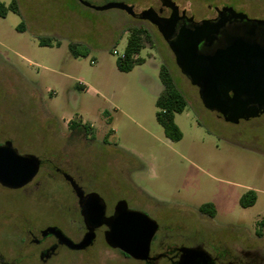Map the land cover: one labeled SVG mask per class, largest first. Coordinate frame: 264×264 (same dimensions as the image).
<instances>
[{
	"label": "rangeland",
	"instance_id": "obj_1",
	"mask_svg": "<svg viewBox=\"0 0 264 264\" xmlns=\"http://www.w3.org/2000/svg\"><path fill=\"white\" fill-rule=\"evenodd\" d=\"M9 6L12 0H0ZM19 13L0 17V143L13 140L22 154L43 161L28 187L0 186V259L11 264H145L111 249L104 230L86 251L61 247L46 263L41 231L57 227L78 243L85 229L78 199L60 168L86 193H98L113 213L120 200L159 224L153 255L172 264L176 249L202 246L223 264H264V114L239 124L207 110L199 90L181 73L157 28L124 11H98L80 0H16ZM94 6L123 2L136 13L161 6L159 0H83ZM201 20L215 7L233 6L264 16V0H173ZM23 24V28L20 25ZM133 28L143 29L145 63L131 72L117 67ZM39 38L53 47H42ZM59 42L60 47L56 45ZM77 46L75 57L69 45ZM166 66L188 105L175 122L183 133L169 140L156 119ZM84 125H88L87 132ZM257 192L256 204L240 197ZM213 203L215 217L199 208Z\"/></svg>",
	"mask_w": 264,
	"mask_h": 264
},
{
	"label": "water",
	"instance_id": "obj_2",
	"mask_svg": "<svg viewBox=\"0 0 264 264\" xmlns=\"http://www.w3.org/2000/svg\"><path fill=\"white\" fill-rule=\"evenodd\" d=\"M86 7L98 11L117 9L135 19L155 26L172 51L176 65L191 84L198 88L203 106L220 115L226 122L239 124L242 120L258 118L264 114V36L256 33V27L244 26L226 34V43L211 54H203V41H213L224 27L229 12L241 19L246 14L237 13L232 7L218 10L219 20L196 22L193 17L179 14V6L173 0H159L171 9L169 17H162L150 8L136 13L133 6L112 2L94 6L80 0ZM186 19L191 27L178 29L180 20ZM263 24V21H257ZM41 160L33 154H20L8 141L0 145V184L12 190L30 184L38 175ZM78 199L86 227L83 239L76 243L57 227H48L42 236H54L59 244L73 251H84L96 240V232L106 227L104 239L113 250H118L136 261L151 259L152 242L159 224L144 212L133 210L120 200L111 216H107L104 199L95 192L85 194L73 178L66 175ZM177 264H214L211 255L202 247H182Z\"/></svg>",
	"mask_w": 264,
	"mask_h": 264
},
{
	"label": "trees",
	"instance_id": "obj_3",
	"mask_svg": "<svg viewBox=\"0 0 264 264\" xmlns=\"http://www.w3.org/2000/svg\"><path fill=\"white\" fill-rule=\"evenodd\" d=\"M10 11L15 13L20 12L17 1L12 0L9 6H6L5 3L0 1V17L6 18ZM20 27L23 28V24H21ZM143 36V29H132L128 37V44L124 56L117 61V67L121 72H131L134 67L145 63V59L137 57L143 49ZM39 45L42 47H53L52 41L47 38H39ZM56 45L58 47L61 46L59 42H57ZM69 49L76 58L80 56L76 45L70 44ZM160 79L163 84V91L156 101V107L158 108L156 119L162 126L166 137L173 142H179L183 139V133L176 124L175 117L177 114H182L184 112L188 103L166 66L161 67ZM83 127L87 132L90 131L91 127L88 125H84ZM257 198L258 195L256 191L248 190L240 197L239 204L242 208H250L256 204ZM199 212L215 217L217 208L213 203H205L200 206ZM262 229H264V219L259 222L257 236L262 235Z\"/></svg>",
	"mask_w": 264,
	"mask_h": 264
},
{
	"label": "flooded vegetation",
	"instance_id": "obj_4",
	"mask_svg": "<svg viewBox=\"0 0 264 264\" xmlns=\"http://www.w3.org/2000/svg\"><path fill=\"white\" fill-rule=\"evenodd\" d=\"M160 4H161V6L158 8V10H156L162 17H169L170 15H171V13H172V11H171V9L170 8H168V7H165L163 4H162V2L160 1ZM225 7H232L237 13H243V14H246L247 15V17H248V19L249 20H251V21H247L246 19H241V18H239V17H236L235 15H232L231 13H229V12H225L224 13V15L221 17V18H224V19H226V21H225V24H224V27H223V29L221 30V32L215 37V39L213 40V41H203L202 43H201V45H200V51H201V53H203V54H211V53H213L215 50H217L218 48H221V47H223L224 45H225V43H226V34L227 33H230V32H232V31H234L235 29H237V28H243L244 26H249V27H252V26H254V27H256V33L259 35V36H264V23L262 24H259V23H257V21H263L264 22V16H252V15H250V14H248V13H245V12H243V11H239V10H237L235 7H233V6H223L221 9L220 8H218V7H215L214 9H215V12H216V15L215 16H213V17H209V18H205V19H201V20H196L193 16H189L188 14H187V12L185 11V10H183V11H181L180 10V8H179V14H180V16H183V14H184V12H185V14H186V16L187 17H193L194 18V20L196 21V22H201V21H203V20H216V21H218L219 20V13H218V10H222L223 8H225ZM191 27L192 26V23H189L186 19H183V20H180L179 21V24H178V29L179 28H182V27ZM185 76V75H184ZM186 77V76H185ZM187 78V77H186ZM188 79V78H187ZM189 80V79H188ZM190 81V80H189ZM8 141H10V142H12V144H13V146H14V143H13V140L11 141V140H6L4 143H0V145H3V144H5L6 142H8ZM18 150V149H17ZM20 154H22L21 152H19ZM36 156V155H35ZM39 158V157H38ZM40 159V158H39ZM41 160V159H40ZM42 166H43V161L41 160V166H40V170H41V168H42ZM40 170H39V173H40ZM56 170V172L57 173H59V174H61L62 176H63V178H64V180L71 186V183L67 180V178H66V175H68V176H70L71 178H73V180L77 183V181L74 179V177L73 176H71V175H69L68 173H66L65 171H63L62 169H60V168H56L55 169ZM39 173H38V175H39ZM38 175L34 178V180L38 177ZM34 180L30 183V184H28L27 186H25V187H23V188H21V189H18V190H22V189H24V188H26V187H28L29 185H31L33 182H34ZM78 184V183H77ZM79 185V184H78ZM0 186L2 187V188H4V189H7V190H9V191H18V190H12V189H9V188H6V187H4V186H2L1 184H0ZM80 186V185H79ZM71 188H72V186H71ZM73 190V189H72ZM85 194H88V193H86L85 192ZM79 205V204H78ZM107 206V205H106ZM80 208V207H79ZM115 208V207H114ZM113 212H114V210H113ZM80 214H81V209H80ZM113 214V213H112ZM112 214H110V215H108L107 214V212H106V215L107 216H111ZM81 217H82V215H81ZM82 220H83V217H82ZM83 224H84V220H83ZM84 229H85V233H86V227H85V224H84ZM101 229H105L104 230V232L107 230V228L106 227H102V228H100V229H98L97 230V232H96V239H97V233L101 230ZM159 231V230H158ZM41 239H38L37 237H34L33 239H32V244L33 245H35V246H40L42 243H43V241L44 240H46V239H48V238H50V237H53L55 240H56V243H54L53 245H51L50 247H48V248H44V249H42V250H40V254H39V259L42 261V262H44V263H46V262H48L55 254H56V252H57V250L59 249V248H61V247H64V248H67L66 246H63V245H61V244H59V242H58V240L54 237V236H52V235H48V236H46V237H43L42 236V231H41ZM155 239V238H154ZM154 241V240H153ZM152 245H153V242H152ZM194 247H202V246H194ZM90 248V247H89ZM88 248V249H89ZM180 248H182V247H180ZM180 248H177L176 249V260H174V259H171V258H169L170 260H171V262H172V264H177V262H178V260H179V257H180V252H179V249ZM203 249H205L204 247H202ZM68 250H70L69 248H67ZM87 249V250H88ZM206 250V249H205ZM71 251H73V250H71ZM84 251H86V250H84ZM153 246L151 247V254H150V257H151V259L149 260V261H138V262H142V263H145V264H157L161 259H163V258H168V254H166V253H160V254H157V255H153ZM207 251V250H206ZM76 252H79V251H76ZM83 252V251H82ZM208 252V251H207ZM122 253V252H121ZM209 253V252H208ZM123 255H124V257H126V258H130V259H132L131 257H129L128 255H126V254H124V253H122ZM210 255H211V257H212V260H213V263L214 264H223V260L227 257V256H230L228 253H226V252H224V253H220L218 256H213L211 253H209ZM134 260V259H133ZM136 261V260H135ZM239 262L238 261H234V262H232V261H230V262H228L227 264H238ZM0 264H11V263H8V262H6L5 260H3V259H0Z\"/></svg>",
	"mask_w": 264,
	"mask_h": 264
},
{
	"label": "built area",
	"instance_id": "obj_5",
	"mask_svg": "<svg viewBox=\"0 0 264 264\" xmlns=\"http://www.w3.org/2000/svg\"><path fill=\"white\" fill-rule=\"evenodd\" d=\"M123 56H124V55H123ZM123 56H122V57H123Z\"/></svg>",
	"mask_w": 264,
	"mask_h": 264
},
{
	"label": "crops",
	"instance_id": "obj_6",
	"mask_svg": "<svg viewBox=\"0 0 264 264\" xmlns=\"http://www.w3.org/2000/svg\"><path fill=\"white\" fill-rule=\"evenodd\" d=\"M258 199V198H257Z\"/></svg>",
	"mask_w": 264,
	"mask_h": 264
}]
</instances>
